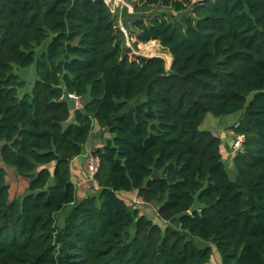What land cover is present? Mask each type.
Here are the masks:
<instances>
[{"label": "trees", "instance_id": "1", "mask_svg": "<svg viewBox=\"0 0 264 264\" xmlns=\"http://www.w3.org/2000/svg\"><path fill=\"white\" fill-rule=\"evenodd\" d=\"M131 1L179 14L133 23L169 69L127 54L103 0H0V160L28 180L10 199L0 167V264H206L211 244L222 264H264V0ZM30 66L27 90L14 67ZM237 113L231 178L200 126ZM94 123L98 190L77 199L69 164Z\"/></svg>", "mask_w": 264, "mask_h": 264}, {"label": "rangeland", "instance_id": "2", "mask_svg": "<svg viewBox=\"0 0 264 264\" xmlns=\"http://www.w3.org/2000/svg\"><path fill=\"white\" fill-rule=\"evenodd\" d=\"M195 1H198V0H191V2H195ZM114 4L115 5L117 4L116 8L118 10L112 13L113 18L116 23L117 29H119L123 33L124 38L123 40H121V42L126 48H128L129 52L127 54L131 58H134V59L136 56L137 57L142 56V57H147V58L160 57L164 59L166 69H169L172 58L170 54L167 52V50L163 49L162 46L159 44V42L155 40H151L146 43L136 42V36H135L136 30L133 28V23L139 19H144L145 21H147L148 18H151L153 15L163 16L166 19H169V17L172 16L173 19H175V18H179V14L173 12L170 8H164L160 6H154V7L139 6L136 9L134 2H132L131 0H114ZM124 9L126 10V13L128 15L123 11ZM185 12H187V10ZM131 15H135V16L131 17ZM170 19L172 20L171 17ZM150 44H153L152 46H153L154 51L152 52L147 51L148 49H145L144 47V45H150ZM14 72L21 79H23L25 83H27L25 89L29 90V87H28L29 83H32L35 77V67L30 66L26 69H21V70L14 67ZM209 129H212V128H209ZM204 130H207V129L204 128ZM91 134H94V133L91 132ZM99 137L102 138V143H103L105 142V139L108 137V134L101 132V135H99ZM0 167L4 168L6 171L5 179L7 183L9 184L10 199L22 196L24 193H26V189L28 186V180L18 175L14 167L5 165L1 160H0ZM227 172L231 178H233L237 174V170L234 167H228ZM97 188L98 186L95 182H94V185L93 184L90 185V189H91L90 191L91 192L93 191L92 193H96L98 190ZM119 194L121 195V198L131 208H135L137 209V211L139 210V212H142V211L148 212V209L143 210L141 208H138L137 205L139 204L135 203V201H133L130 197H126L121 193ZM67 210L68 208H66L65 211L61 213L60 215L59 214L56 215V219L58 220L59 225H62L63 218L65 214L67 213ZM149 210H151V214L155 222H160L159 218L155 215L154 212H152L153 209H149ZM195 240H196L195 242L197 245L199 246L205 245V243L201 239L196 238ZM211 247H214V246L211 244Z\"/></svg>", "mask_w": 264, "mask_h": 264}, {"label": "crops", "instance_id": "3", "mask_svg": "<svg viewBox=\"0 0 264 264\" xmlns=\"http://www.w3.org/2000/svg\"><path fill=\"white\" fill-rule=\"evenodd\" d=\"M75 106V103H74ZM241 116V113H237L230 116H224L215 118L210 115L205 117V121L200 126V129L204 130L206 128L207 130L209 128V131H211L215 136H217L220 139V145L219 150L222 156V160L224 161L226 168L233 167V161L234 156L238 153L232 154V143L233 138L231 135H229L228 130L232 125L239 120ZM99 126L94 123L92 132L94 134H90L88 137L87 142L83 146L82 152L80 155L74 157L69 164L70 168V179L71 182L75 186V195L77 199H82L85 196H87L89 193H91L90 185H94V179L89 180L88 173H87V155L93 153L97 148H101L104 144L102 143V138L99 137L101 135V132L99 131ZM108 134V133H107ZM109 137V135H108ZM95 140V141H93ZM241 151V150H240ZM93 192V191H92ZM126 197H130L133 201L135 199L139 198L137 197L136 191H131L129 193H123ZM147 205V206H145ZM138 208L141 209H148V212L142 211L141 214L146 215L149 218H153L151 214L152 212L155 213L154 207L149 203H143L137 205ZM215 247V246H214ZM212 247L211 255L209 258V261L206 264H222L221 258L219 253L217 252L216 248Z\"/></svg>", "mask_w": 264, "mask_h": 264}, {"label": "built area", "instance_id": "4", "mask_svg": "<svg viewBox=\"0 0 264 264\" xmlns=\"http://www.w3.org/2000/svg\"><path fill=\"white\" fill-rule=\"evenodd\" d=\"M103 1L105 2V4L108 5L111 13H114L118 10L116 8L117 4L116 5L114 4V0H103ZM68 96L74 100L75 108L81 107V103H80L79 97L77 95L68 94ZM238 125H239V122L237 121L228 130L229 135H231L233 138L232 153L239 152L242 149V144L244 141V135L241 133H238L236 131ZM99 165H100V158L98 155H96L94 153L87 155V173H88L89 180L94 179V176L98 171ZM135 203L143 204L145 202L141 198H137V199H135Z\"/></svg>", "mask_w": 264, "mask_h": 264}, {"label": "water", "instance_id": "5", "mask_svg": "<svg viewBox=\"0 0 264 264\" xmlns=\"http://www.w3.org/2000/svg\"><path fill=\"white\" fill-rule=\"evenodd\" d=\"M152 179H155V178H159L160 177V174L157 170H153L151 176H150ZM247 204V201L245 199L242 200V207L244 208Z\"/></svg>", "mask_w": 264, "mask_h": 264}]
</instances>
